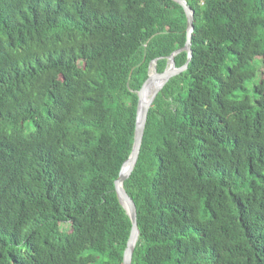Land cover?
Listing matches in <instances>:
<instances>
[{"label": "trees", "instance_id": "16d2710c", "mask_svg": "<svg viewBox=\"0 0 264 264\" xmlns=\"http://www.w3.org/2000/svg\"><path fill=\"white\" fill-rule=\"evenodd\" d=\"M187 2L124 182L132 264H264V0ZM186 26L174 0H0V264H123L137 92Z\"/></svg>", "mask_w": 264, "mask_h": 264}, {"label": "water", "instance_id": "95a60500", "mask_svg": "<svg viewBox=\"0 0 264 264\" xmlns=\"http://www.w3.org/2000/svg\"><path fill=\"white\" fill-rule=\"evenodd\" d=\"M174 1H176L183 7L186 14V41L183 47L175 50L168 56L167 66L163 72L157 71L156 60H154L150 64L148 77L143 82L141 88L137 92V117L132 150L129 157L124 162L118 178L115 180V189L119 201L125 208L131 220V231L123 253V264H132L133 251L140 234V230L137 223V206L132 197L126 191L124 187V182L130 177L131 173L135 168L140 153L148 112L152 103L154 102L157 94L162 90L164 85L169 81L171 77L187 69L188 63L192 57L191 39L194 30V11L188 4L187 0ZM183 50L187 51V59L182 66L177 67L175 64L174 56Z\"/></svg>", "mask_w": 264, "mask_h": 264}, {"label": "rangeland", "instance_id": "374dc122", "mask_svg": "<svg viewBox=\"0 0 264 264\" xmlns=\"http://www.w3.org/2000/svg\"><path fill=\"white\" fill-rule=\"evenodd\" d=\"M62 229L68 231V230H70V227H69V225H67V224H65V225L63 224V225H62Z\"/></svg>", "mask_w": 264, "mask_h": 264}]
</instances>
